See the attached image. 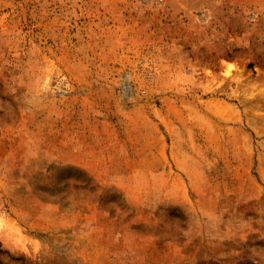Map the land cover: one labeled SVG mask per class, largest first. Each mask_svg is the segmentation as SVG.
<instances>
[{
  "label": "rangeland",
  "instance_id": "1",
  "mask_svg": "<svg viewBox=\"0 0 264 264\" xmlns=\"http://www.w3.org/2000/svg\"><path fill=\"white\" fill-rule=\"evenodd\" d=\"M154 1L0 0V264H264V0Z\"/></svg>",
  "mask_w": 264,
  "mask_h": 264
},
{
  "label": "built area",
  "instance_id": "2",
  "mask_svg": "<svg viewBox=\"0 0 264 264\" xmlns=\"http://www.w3.org/2000/svg\"><path fill=\"white\" fill-rule=\"evenodd\" d=\"M144 1L145 2L149 1L151 3L154 0H144ZM154 3L157 4V5H163L164 0H155Z\"/></svg>",
  "mask_w": 264,
  "mask_h": 264
}]
</instances>
